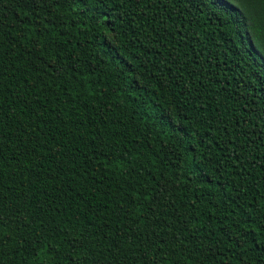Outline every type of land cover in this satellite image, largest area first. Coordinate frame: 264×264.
Here are the masks:
<instances>
[{"label":"trees","instance_id":"1","mask_svg":"<svg viewBox=\"0 0 264 264\" xmlns=\"http://www.w3.org/2000/svg\"><path fill=\"white\" fill-rule=\"evenodd\" d=\"M0 264H264V0H0Z\"/></svg>","mask_w":264,"mask_h":264}]
</instances>
